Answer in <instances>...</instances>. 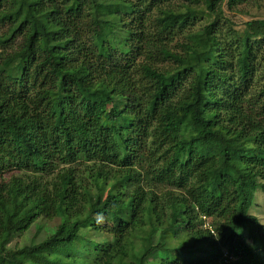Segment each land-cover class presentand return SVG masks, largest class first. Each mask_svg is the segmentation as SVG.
Here are the masks:
<instances>
[{
	"label": "trees",
	"instance_id": "trees-1",
	"mask_svg": "<svg viewBox=\"0 0 264 264\" xmlns=\"http://www.w3.org/2000/svg\"><path fill=\"white\" fill-rule=\"evenodd\" d=\"M252 1L0 0V264H264Z\"/></svg>",
	"mask_w": 264,
	"mask_h": 264
},
{
	"label": "rangeland",
	"instance_id": "rangeland-1",
	"mask_svg": "<svg viewBox=\"0 0 264 264\" xmlns=\"http://www.w3.org/2000/svg\"><path fill=\"white\" fill-rule=\"evenodd\" d=\"M224 3H225V0L223 2V5H224ZM241 9H244V10L241 11ZM241 9H240V12H230L225 7L224 12H225L226 16L229 17L235 23H240V22L249 20V19H251L252 16L264 18V1H261V2H259L258 0L252 1L249 3V6H245V7L242 6ZM22 172L27 173L28 176L29 175L31 176V174H32L30 171H27V172L22 171ZM250 210L258 218H262L264 220V192H262L261 190H257L255 192V195L253 198V204H252ZM59 211H61V210H59ZM30 236H31V233H30V231H28L24 235L14 237L9 245L10 246H14V245L20 246L23 243H25L30 238ZM99 239H101V238H99Z\"/></svg>",
	"mask_w": 264,
	"mask_h": 264
}]
</instances>
